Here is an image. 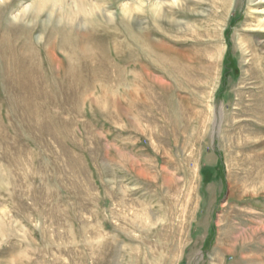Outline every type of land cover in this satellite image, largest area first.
<instances>
[{
    "label": "rangeland",
    "instance_id": "rangeland-1",
    "mask_svg": "<svg viewBox=\"0 0 264 264\" xmlns=\"http://www.w3.org/2000/svg\"><path fill=\"white\" fill-rule=\"evenodd\" d=\"M0 264H264V0H0Z\"/></svg>",
    "mask_w": 264,
    "mask_h": 264
}]
</instances>
